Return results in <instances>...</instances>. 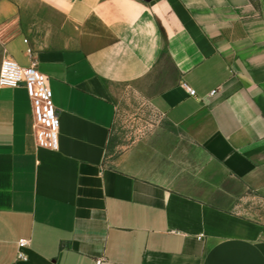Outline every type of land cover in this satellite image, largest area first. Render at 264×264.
I'll use <instances>...</instances> for the list:
<instances>
[{
  "label": "crops",
  "instance_id": "0c3cea01",
  "mask_svg": "<svg viewBox=\"0 0 264 264\" xmlns=\"http://www.w3.org/2000/svg\"><path fill=\"white\" fill-rule=\"evenodd\" d=\"M4 57L59 131L0 86V264H264V0H0ZM136 99L163 125L109 151Z\"/></svg>",
  "mask_w": 264,
  "mask_h": 264
},
{
  "label": "built area",
  "instance_id": "2783aa9c",
  "mask_svg": "<svg viewBox=\"0 0 264 264\" xmlns=\"http://www.w3.org/2000/svg\"><path fill=\"white\" fill-rule=\"evenodd\" d=\"M25 87L32 106L34 116L33 130L38 145L51 149L57 148L59 131L57 109L53 103L48 76L41 73L35 62L22 66L12 58L4 57L0 64V86ZM188 93L195 94L188 87ZM27 240L18 241V257L25 258L22 251ZM94 264H108L104 257H97Z\"/></svg>",
  "mask_w": 264,
  "mask_h": 264
},
{
  "label": "rangeland",
  "instance_id": "374dc122",
  "mask_svg": "<svg viewBox=\"0 0 264 264\" xmlns=\"http://www.w3.org/2000/svg\"><path fill=\"white\" fill-rule=\"evenodd\" d=\"M158 125H163L161 117L144 101L136 99L124 104L119 110V123L113 129L109 151L115 143L125 145L135 136L145 134ZM173 133L177 134L175 130Z\"/></svg>",
  "mask_w": 264,
  "mask_h": 264
}]
</instances>
